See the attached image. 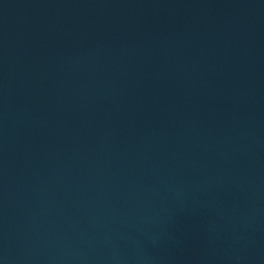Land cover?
Instances as JSON below:
<instances>
[{
  "label": "water",
  "instance_id": "95a60500",
  "mask_svg": "<svg viewBox=\"0 0 264 264\" xmlns=\"http://www.w3.org/2000/svg\"><path fill=\"white\" fill-rule=\"evenodd\" d=\"M0 264H264V0H0Z\"/></svg>",
  "mask_w": 264,
  "mask_h": 264
}]
</instances>
